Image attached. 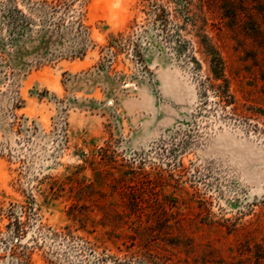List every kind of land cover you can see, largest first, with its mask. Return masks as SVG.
I'll return each mask as SVG.
<instances>
[{
  "label": "rangeland",
  "instance_id": "rangeland-1",
  "mask_svg": "<svg viewBox=\"0 0 264 264\" xmlns=\"http://www.w3.org/2000/svg\"><path fill=\"white\" fill-rule=\"evenodd\" d=\"M261 258L264 0H0V264Z\"/></svg>",
  "mask_w": 264,
  "mask_h": 264
},
{
  "label": "trees",
  "instance_id": "trees-1",
  "mask_svg": "<svg viewBox=\"0 0 264 264\" xmlns=\"http://www.w3.org/2000/svg\"><path fill=\"white\" fill-rule=\"evenodd\" d=\"M212 74H213V82H211V85L215 89H220L224 87L226 89V94L229 93V87H228V81L225 78L224 71L222 68V61L219 58L213 57V64H212ZM214 82H222L223 84L217 85ZM223 100L222 102L229 103V99H232L231 95H228L227 97H221ZM264 261L263 258L259 259V262ZM262 264V263H261Z\"/></svg>",
  "mask_w": 264,
  "mask_h": 264
}]
</instances>
